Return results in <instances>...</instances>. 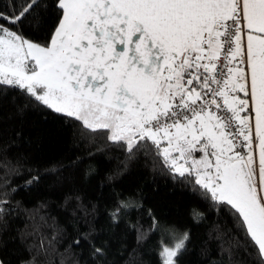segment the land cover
<instances>
[{
	"label": "snow or ice",
	"instance_id": "obj_1",
	"mask_svg": "<svg viewBox=\"0 0 264 264\" xmlns=\"http://www.w3.org/2000/svg\"><path fill=\"white\" fill-rule=\"evenodd\" d=\"M41 2L3 0L0 88L102 130L130 157L154 155L232 215L245 242L223 249L228 264L237 248L264 264V0H57L59 22L38 43L19 29ZM132 206L119 201L113 221ZM150 230L171 240L162 264H177L188 233L154 216Z\"/></svg>",
	"mask_w": 264,
	"mask_h": 264
},
{
	"label": "trees",
	"instance_id": "obj_2",
	"mask_svg": "<svg viewBox=\"0 0 264 264\" xmlns=\"http://www.w3.org/2000/svg\"><path fill=\"white\" fill-rule=\"evenodd\" d=\"M27 2L9 0L17 11ZM56 3L42 0L21 34L44 43L61 16ZM0 8L8 10L3 0ZM36 14L43 30L34 26ZM176 175L154 155L130 157L102 130L93 134L23 90L0 88V199L8 202L0 215L3 264L33 258L37 264H162L160 240H171L150 230L153 216L177 235L188 233L177 264H228L223 249L244 243L243 232L227 208L214 207L199 185ZM121 200L133 206L114 222ZM94 248L104 255L95 256ZM232 264L256 260L237 248Z\"/></svg>",
	"mask_w": 264,
	"mask_h": 264
},
{
	"label": "built area",
	"instance_id": "obj_3",
	"mask_svg": "<svg viewBox=\"0 0 264 264\" xmlns=\"http://www.w3.org/2000/svg\"><path fill=\"white\" fill-rule=\"evenodd\" d=\"M242 95V94H241ZM202 155V154H201Z\"/></svg>",
	"mask_w": 264,
	"mask_h": 264
},
{
	"label": "rangeland",
	"instance_id": "obj_4",
	"mask_svg": "<svg viewBox=\"0 0 264 264\" xmlns=\"http://www.w3.org/2000/svg\"><path fill=\"white\" fill-rule=\"evenodd\" d=\"M183 234V233H182ZM185 243V242H184Z\"/></svg>",
	"mask_w": 264,
	"mask_h": 264
}]
</instances>
